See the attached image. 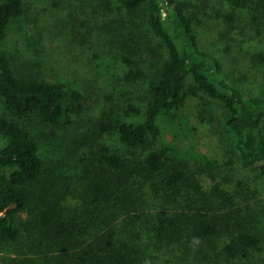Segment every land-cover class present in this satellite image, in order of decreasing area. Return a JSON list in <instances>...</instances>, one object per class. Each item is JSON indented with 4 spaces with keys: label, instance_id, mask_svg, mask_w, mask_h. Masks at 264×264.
<instances>
[{
    "label": "trees",
    "instance_id": "trees-1",
    "mask_svg": "<svg viewBox=\"0 0 264 264\" xmlns=\"http://www.w3.org/2000/svg\"><path fill=\"white\" fill-rule=\"evenodd\" d=\"M118 1L130 12L146 6L147 20L166 47L168 57L158 71L142 120L103 125V129L115 131L119 142L128 148L123 152L104 146L94 153V162L87 166L84 176L86 218L66 212L62 206L66 193L52 197L46 189H39L37 181L42 177L45 162L34 132V127L41 124L72 123L74 115L84 110L82 92L63 82L19 75L11 60L0 51V104L6 110L0 117V132L8 140L0 147V248L18 239L20 215L27 212L29 217L24 222L33 225L37 234L33 239L35 253H42L33 264H154L149 257L146 259V252L131 245V240L141 238L145 231L150 243L151 239L165 241L175 235L181 238L187 231L194 241L209 243L222 228L242 230L226 245L229 254L248 259L261 255L264 213L248 212L246 217L241 209L233 213L237 194L233 197L224 193L212 170L221 166L219 160L194 148L152 145L161 133L159 118L177 119L191 97L202 91L216 104L202 102L209 119L199 116V121L213 124L218 120L220 140L230 162L238 160L246 167L258 169L264 183V94L247 92L223 76L220 59L200 45L197 26L202 19L188 1ZM230 1L234 7L248 10L247 20L263 38L257 53L264 62V0ZM23 10L24 0H4L0 4V45ZM226 16L230 22L238 19L233 12ZM141 75V71L131 69L127 76L136 79ZM191 79L193 85L187 92ZM216 105L225 110L218 118ZM146 146L149 149L145 155L139 156L136 149ZM204 173L215 181L210 192L204 188ZM243 193V198L250 201L249 194ZM148 195L161 197L169 205L182 197L192 203L187 213L165 212L164 207L158 216H150L142 211ZM196 196L203 201L197 208ZM104 203L130 218L125 219L119 239H112L108 233L104 237L100 233L94 235L103 226L110 227L108 207L98 210ZM137 220L145 221L146 227L135 232L133 224ZM261 258L264 264V254Z\"/></svg>",
    "mask_w": 264,
    "mask_h": 264
},
{
    "label": "rangeland",
    "instance_id": "rangeland-1",
    "mask_svg": "<svg viewBox=\"0 0 264 264\" xmlns=\"http://www.w3.org/2000/svg\"><path fill=\"white\" fill-rule=\"evenodd\" d=\"M186 1L202 19L197 26L200 45L220 59L223 76L247 92L264 94V62L257 53L263 38L247 20L248 10L234 7L230 0ZM3 2L0 0V4ZM229 12L237 14V21H228ZM0 51L11 60L19 75L63 82L82 92L84 110L74 115L72 123L41 124L34 127V132L45 162L42 177L37 181L39 189H46L52 197L66 193L62 202L66 212L86 218L84 176L87 166L94 162V153L104 146L123 152L128 148L119 142L115 131L105 130L103 125L142 120L158 71L168 57L166 47L147 20L146 6L130 12L118 0H24L23 13L9 26ZM131 69L141 71L142 75L128 78ZM192 85L191 79L187 92ZM202 102L216 104L200 91L191 97L177 119L161 116L158 120L161 133L153 140L152 148L175 144L217 158L221 166L212 167L215 181L224 193L233 197L237 194L233 213L241 209L244 217L248 212L263 215L264 183L258 169L246 167L238 160L230 162L220 140L219 121H214V125L199 121V116L209 119ZM223 112L218 107L216 117ZM5 113V107L0 104V117ZM7 141L0 132V147ZM148 149V146L140 147L136 153L145 155ZM204 174L201 175L204 188L210 192L215 181ZM243 192L249 194L250 201L243 198ZM195 199L199 202L195 208L203 205L198 196ZM191 203L192 200L182 197L170 206L163 198L152 196L143 202L142 211L158 216L165 207V212L187 213ZM102 207L110 211L107 216L110 227L103 226L99 232L92 229L94 235L100 233L104 237L108 233L112 239H119L120 229L126 226L125 219L129 221V216L105 203L98 210ZM28 217L27 212L20 215L18 239L0 248V264H33L34 259L40 260L42 253H35L33 244L37 237L34 226L24 222ZM133 227L135 232L142 231L145 221L137 220ZM241 232L222 228L216 239L207 243L194 241L187 231L181 238L175 235L165 241L151 239L153 243H150L145 231L142 239H132L131 245L146 252V259L149 257L154 264H263L264 253L248 259L232 257L226 250L233 235Z\"/></svg>",
    "mask_w": 264,
    "mask_h": 264
},
{
    "label": "water",
    "instance_id": "water-1",
    "mask_svg": "<svg viewBox=\"0 0 264 264\" xmlns=\"http://www.w3.org/2000/svg\"><path fill=\"white\" fill-rule=\"evenodd\" d=\"M15 206V204H13V207Z\"/></svg>",
    "mask_w": 264,
    "mask_h": 264
}]
</instances>
